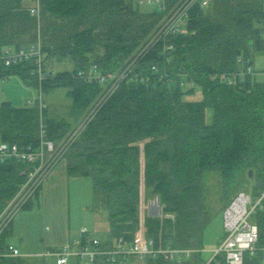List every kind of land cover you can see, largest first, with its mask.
I'll return each instance as SVG.
<instances>
[{
  "label": "trees",
  "instance_id": "16d2710c",
  "mask_svg": "<svg viewBox=\"0 0 264 264\" xmlns=\"http://www.w3.org/2000/svg\"><path fill=\"white\" fill-rule=\"evenodd\" d=\"M30 5V0H0V52L8 45L29 47L40 37L47 76L41 80L34 72V58L12 66L0 59V78L17 74L26 85L41 88L43 96L66 88L80 116L71 123L50 115L45 100L43 109L38 102L20 106L6 100L0 104V138L37 144L43 123L47 137L58 143L83 120L103 88L77 72L93 64L104 72L120 69L163 13L137 0H41L38 16ZM168 44L173 47L165 54L164 41L146 54L64 155L70 176L92 178L96 204L108 213L104 248L121 237L127 243L134 239L144 195L159 196L161 204L160 215L144 216L148 236L157 244L203 248L212 220L202 198L208 171L220 174L226 191L234 189L225 206L244 184L254 182L255 198L264 191V76L247 75L236 86L215 77L238 70L239 57L254 65L257 54L264 53V0H211L207 9L196 6L186 31L171 36ZM64 58L74 68L56 70V61ZM154 62L167 66L171 84L152 70ZM181 71L194 79L192 88L181 87ZM198 89L200 98L189 97ZM29 168L23 161L0 162V212ZM252 219L259 226L258 246L264 247V200ZM9 227L0 235V264H30L25 257L5 254ZM200 256L181 262L149 256L145 264H195ZM263 256L261 249L247 252L243 264H264ZM92 264L110 263L98 256ZM213 264L228 263L220 257Z\"/></svg>",
  "mask_w": 264,
  "mask_h": 264
},
{
  "label": "built area",
  "instance_id": "2783aa9c",
  "mask_svg": "<svg viewBox=\"0 0 264 264\" xmlns=\"http://www.w3.org/2000/svg\"><path fill=\"white\" fill-rule=\"evenodd\" d=\"M30 12L39 15L41 11V0H30ZM211 0H137L149 8L158 9L163 13V18L155 31L149 35L148 39L135 51L128 59L127 63L117 71L104 72L97 64H93L89 69H81L76 76L85 81L98 82L102 84V91L95 99L87 115L81 120L60 142H56L47 137L46 128L43 123L40 125V141L37 144L10 143L0 138V162L18 160L30 165L25 182L20 184L18 191L12 197L10 203L0 214V235L12 224L17 214L34 200L42 185L47 180L51 172L62 160L71 144L83 131L87 123L94 117L97 111L104 105L108 98L118 89L120 84L127 79L139 66L140 61L148 52L153 50L160 41L165 45L162 54L167 49L173 47L168 44L171 36L185 32L191 19L192 10L199 6L206 8ZM34 58L36 61L35 71L42 80L47 76L44 68V52L41 41L33 43L29 47L16 48L12 45L3 47L0 52V59L6 66H12L25 59ZM168 59V63H170ZM241 67L236 71H221L215 77L223 83L238 85L247 75H258L255 66L244 57H239ZM151 68L159 75L160 80H166L169 84L174 81V77L167 70V66L161 68L156 62L151 64ZM50 72H48L49 74ZM56 71L53 70L52 74ZM181 76L180 85L185 89L192 88L195 81L186 71L179 72ZM149 79V77L147 78ZM29 105H36L43 109L45 107L44 96L40 88L36 101L29 99ZM264 191L254 197L252 192L240 190L223 210L224 235L218 242L216 248L211 250V256L203 258L204 248L178 247L171 244H157L156 240L146 233L144 221L137 230L134 239L127 243L122 237L111 247L104 248L103 241L99 237L90 234L87 227L81 228L83 237L74 240V244L79 246L78 250H73L71 243L50 250L57 257L58 264L68 262L72 253H76L80 258L94 262L98 256L103 255L110 264H119L120 259H129L133 256L147 258L162 255L166 259L173 261H184L201 254L195 264H213L219 262L223 257L228 264H243L247 252L255 254L264 247L258 246L259 226L252 219L258 209L263 208ZM153 206H158L160 213L161 204L159 196H155ZM90 234V236H89ZM85 235V236H84ZM87 235V237H86ZM6 255L18 256L22 252L20 248L8 244ZM264 263V256H263Z\"/></svg>",
  "mask_w": 264,
  "mask_h": 264
},
{
  "label": "rangeland",
  "instance_id": "374dc122",
  "mask_svg": "<svg viewBox=\"0 0 264 264\" xmlns=\"http://www.w3.org/2000/svg\"><path fill=\"white\" fill-rule=\"evenodd\" d=\"M210 7V4L209 6ZM206 7L205 9H207ZM40 37H39V40ZM42 44V42H41ZM55 59V58H54ZM54 61V60H53ZM57 64H55L56 70H65V69H73L74 64L69 59L64 58L62 60H57ZM254 66L257 71L264 73V53H259L255 57ZM261 76H263L261 74ZM66 88H55L46 96L44 95V100L49 105V114L56 117H63L71 123H75L79 119V113L74 110L72 100L67 97ZM39 94V89L26 85L21 77L17 74L10 75L9 77L0 78V104L3 101L10 100L15 105H29L28 100L31 99L34 102L36 101V97ZM189 97L200 98L201 92L198 91ZM61 162L63 164H67V160L64 157ZM60 163V162H59ZM27 178V177H26ZM26 180V179H25ZM24 180V182H25ZM92 178L86 176L85 178H74L70 176V181L68 185V191L70 196V210L72 215V221L76 225L86 224L89 227H92L90 230L93 231V227L96 226L95 233H90L91 235H98L103 239H106L109 235L110 231V223L108 220V214L106 210L99 207L97 203V198H95L94 187L92 183ZM253 184L254 182H250L248 184H244L239 188L242 190H247L253 192ZM56 188V187H54ZM54 188L50 190V192H54ZM234 189H229L226 191L221 183L220 174L217 171H208L203 178V193L202 198L205 202L208 215L212 218L211 222L205 229L204 232V249L205 251L202 253L203 258L207 259L211 256V250L216 248L218 245L219 239H221L224 235V227H223V207L231 198H228L229 195L233 192ZM88 196L90 199H93V210L95 209L96 219L93 220L90 215L86 216L84 214V210L82 206L85 204V200L88 201ZM156 196V195H155ZM155 196L148 197L144 195V201L142 203V210H144V214L151 213L153 215H160L158 213V206H153V200H155ZM88 198V199H87ZM12 199V198H11ZM8 200L6 206L2 209L0 214L5 210V208L10 203ZM98 210V211H96ZM173 216V215H171ZM94 225V226H93ZM120 259V263L123 264L126 260ZM144 262V260H143Z\"/></svg>",
  "mask_w": 264,
  "mask_h": 264
},
{
  "label": "crops",
  "instance_id": "0c3cea01",
  "mask_svg": "<svg viewBox=\"0 0 264 264\" xmlns=\"http://www.w3.org/2000/svg\"><path fill=\"white\" fill-rule=\"evenodd\" d=\"M262 75L264 76V73ZM71 177L85 178L86 176ZM69 181L67 164L60 161L42 185L37 197L30 202L29 207H25L17 214L9 227L6 243L20 248L22 254L19 256L25 257L30 264H58L56 255L50 250L67 243L72 244L74 251L78 250L79 246L74 244V240L83 237L81 228L87 227L89 230L92 228L86 224L76 225L72 221L68 194ZM53 188L54 192L52 193L50 190ZM88 198L82 209L86 216L90 215L95 220L93 199H90L89 196ZM144 216V210H142L143 221ZM95 227H93V231L90 230V233H95ZM95 236L102 239L103 242H107L108 237L103 239L96 234ZM145 259L133 256L129 260H122H126L123 264H145ZM65 264H92V262L80 258L74 252Z\"/></svg>",
  "mask_w": 264,
  "mask_h": 264
},
{
  "label": "water",
  "instance_id": "95a60500",
  "mask_svg": "<svg viewBox=\"0 0 264 264\" xmlns=\"http://www.w3.org/2000/svg\"><path fill=\"white\" fill-rule=\"evenodd\" d=\"M249 172H250V177H253L254 171L251 169Z\"/></svg>",
  "mask_w": 264,
  "mask_h": 264
}]
</instances>
